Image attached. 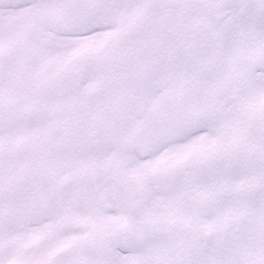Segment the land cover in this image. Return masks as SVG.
<instances>
[{"label":"snow or ice","instance_id":"obj_1","mask_svg":"<svg viewBox=\"0 0 264 264\" xmlns=\"http://www.w3.org/2000/svg\"><path fill=\"white\" fill-rule=\"evenodd\" d=\"M0 264H264V0H0Z\"/></svg>","mask_w":264,"mask_h":264}]
</instances>
